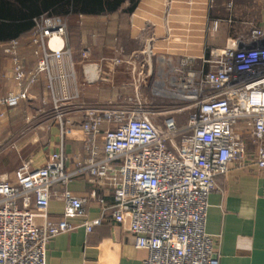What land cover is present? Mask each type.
Wrapping results in <instances>:
<instances>
[{
    "label": "built area",
    "instance_id": "built-area-1",
    "mask_svg": "<svg viewBox=\"0 0 264 264\" xmlns=\"http://www.w3.org/2000/svg\"><path fill=\"white\" fill-rule=\"evenodd\" d=\"M65 34L62 19L40 16L28 36L37 71H46L49 82L52 72L72 64ZM18 46L19 40H11L3 53L11 56L22 87L27 76L16 57ZM89 56L88 50L81 53L82 60ZM109 61L113 67L123 63L118 57ZM156 75L154 100L84 107L80 127L88 156L73 170L65 169L59 149L42 167L29 162L11 175L0 174V264H45L47 242L77 229L71 220L84 216L89 199L97 200L102 218L128 222L134 249L147 252L142 264H217L205 233L216 179L230 165L264 172V33L254 29L212 50L199 68L182 60L167 76ZM76 97L54 100L59 120L63 102ZM25 98L23 90L0 102L12 107ZM78 178L91 181L89 198L66 189ZM51 200L63 204L57 223L48 218ZM100 220L84 223L85 231Z\"/></svg>",
    "mask_w": 264,
    "mask_h": 264
},
{
    "label": "crops",
    "instance_id": "crops-1",
    "mask_svg": "<svg viewBox=\"0 0 264 264\" xmlns=\"http://www.w3.org/2000/svg\"><path fill=\"white\" fill-rule=\"evenodd\" d=\"M182 1L195 6L185 17L181 7H171L173 0H139L129 15L69 17L75 22L74 34L64 18L63 44L72 64L65 62L64 70L52 72L51 82L46 71H37L28 35L19 39L16 49L27 76L22 87L17 86L11 56L3 53L8 43L0 44V100L10 93L26 94L12 107L0 102V174L11 175L29 162L42 167L59 149L65 169L73 170L88 156L80 127L85 106L154 100L150 87L158 80L156 74L167 76L182 60L199 68L212 50L245 39L254 29L264 33V0ZM88 47L94 51L82 60L79 52ZM117 57L123 63L113 67L109 60ZM67 95L77 97L63 102L59 120L54 100ZM98 139L100 145L102 134ZM66 189L89 198L92 183L78 178ZM105 201L111 205L112 196ZM62 213L63 204L51 200L49 220L57 223ZM100 218L87 233L84 223ZM71 223L76 230L47 242L45 264H142L147 257L146 251L134 249L128 222L117 224L108 214L102 218L97 200H87L84 216ZM205 233L213 240L217 264H264V172L252 165H230L228 173L216 179V190L208 197Z\"/></svg>",
    "mask_w": 264,
    "mask_h": 264
},
{
    "label": "trees",
    "instance_id": "trees-1",
    "mask_svg": "<svg viewBox=\"0 0 264 264\" xmlns=\"http://www.w3.org/2000/svg\"><path fill=\"white\" fill-rule=\"evenodd\" d=\"M139 0H0V44L29 36L40 16L60 19L82 16L95 18L117 13L129 15ZM127 5L124 10L121 8ZM195 6L173 0L172 8ZM183 6V7H182ZM64 21V20H63Z\"/></svg>",
    "mask_w": 264,
    "mask_h": 264
},
{
    "label": "rangeland",
    "instance_id": "rangeland-1",
    "mask_svg": "<svg viewBox=\"0 0 264 264\" xmlns=\"http://www.w3.org/2000/svg\"><path fill=\"white\" fill-rule=\"evenodd\" d=\"M186 10H188L189 12H191L192 11V8L191 7H184V8H182V10H181V12H182V14H183V17H185L184 16V14L186 15ZM179 17H181V14H179L178 15ZM166 17H167V13H165V15H164V19H166ZM163 19V20H164ZM64 20V19H63ZM64 23H65V21H64ZM75 22H74V19L73 18H67V25L68 26H70V29H71V31H70V33L71 34H74L75 33V25H73ZM74 26V27H73ZM92 49V50H91ZM84 50H88L89 52H91L92 53V51H94V49L93 48H85V49H83V50H80V54L84 51ZM184 116H181V118H183Z\"/></svg>",
    "mask_w": 264,
    "mask_h": 264
},
{
    "label": "bare ground",
    "instance_id": "bare-ground-1",
    "mask_svg": "<svg viewBox=\"0 0 264 264\" xmlns=\"http://www.w3.org/2000/svg\"><path fill=\"white\" fill-rule=\"evenodd\" d=\"M184 16H185V14H184ZM162 60V59H161ZM162 63V62H161Z\"/></svg>",
    "mask_w": 264,
    "mask_h": 264
}]
</instances>
